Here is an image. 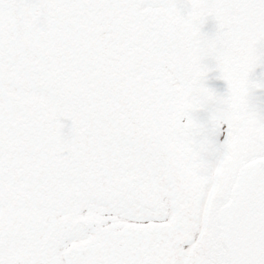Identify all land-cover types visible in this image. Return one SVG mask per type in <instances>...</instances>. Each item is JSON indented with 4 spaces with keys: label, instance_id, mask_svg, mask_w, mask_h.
Segmentation results:
<instances>
[{
    "label": "snow or ice",
    "instance_id": "1",
    "mask_svg": "<svg viewBox=\"0 0 264 264\" xmlns=\"http://www.w3.org/2000/svg\"><path fill=\"white\" fill-rule=\"evenodd\" d=\"M0 264H264V0H0Z\"/></svg>",
    "mask_w": 264,
    "mask_h": 264
},
{
    "label": "water",
    "instance_id": "2",
    "mask_svg": "<svg viewBox=\"0 0 264 264\" xmlns=\"http://www.w3.org/2000/svg\"><path fill=\"white\" fill-rule=\"evenodd\" d=\"M209 83H212V81H209Z\"/></svg>",
    "mask_w": 264,
    "mask_h": 264
}]
</instances>
